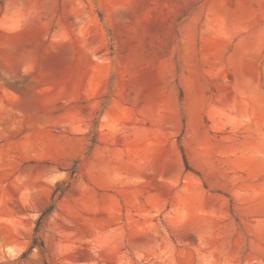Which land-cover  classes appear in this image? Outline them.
Masks as SVG:
<instances>
[{
    "label": "rangeland",
    "instance_id": "374dc122",
    "mask_svg": "<svg viewBox=\"0 0 264 264\" xmlns=\"http://www.w3.org/2000/svg\"><path fill=\"white\" fill-rule=\"evenodd\" d=\"M0 264H264V0H0Z\"/></svg>",
    "mask_w": 264,
    "mask_h": 264
},
{
    "label": "trees",
    "instance_id": "16d2710c",
    "mask_svg": "<svg viewBox=\"0 0 264 264\" xmlns=\"http://www.w3.org/2000/svg\"><path fill=\"white\" fill-rule=\"evenodd\" d=\"M185 164H186L187 169H189L186 160H185ZM44 215H46V213H44ZM44 215H43V217H44ZM42 220H43V218L40 219V222L38 224L39 226H40V223H41ZM33 248H34V246L31 247V249H33Z\"/></svg>",
    "mask_w": 264,
    "mask_h": 264
},
{
    "label": "crops",
    "instance_id": "0c3cea01",
    "mask_svg": "<svg viewBox=\"0 0 264 264\" xmlns=\"http://www.w3.org/2000/svg\"><path fill=\"white\" fill-rule=\"evenodd\" d=\"M141 171H142V170L139 168V173H141Z\"/></svg>",
    "mask_w": 264,
    "mask_h": 264
}]
</instances>
